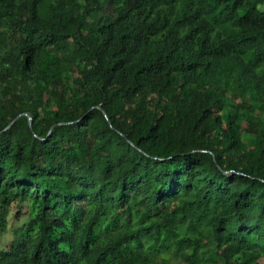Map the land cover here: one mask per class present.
Segmentation results:
<instances>
[{"label":"trees","instance_id":"1","mask_svg":"<svg viewBox=\"0 0 264 264\" xmlns=\"http://www.w3.org/2000/svg\"><path fill=\"white\" fill-rule=\"evenodd\" d=\"M263 2L0 0V264H264Z\"/></svg>","mask_w":264,"mask_h":264},{"label":"rangeland","instance_id":"2","mask_svg":"<svg viewBox=\"0 0 264 264\" xmlns=\"http://www.w3.org/2000/svg\"><path fill=\"white\" fill-rule=\"evenodd\" d=\"M259 10L264 11V2L259 5ZM230 99V98H229ZM249 119V114L244 115L242 124L246 126V122ZM17 212L19 209L12 208L11 214L8 218V225L5 230L0 231V252L7 250L11 242L19 235L24 225V216L21 215L17 218ZM19 231V232H18ZM16 232H18L16 234ZM152 264H180L179 261L172 255L159 256Z\"/></svg>","mask_w":264,"mask_h":264}]
</instances>
